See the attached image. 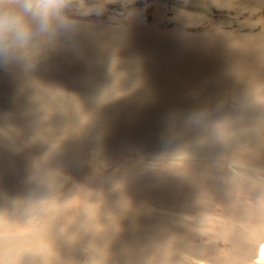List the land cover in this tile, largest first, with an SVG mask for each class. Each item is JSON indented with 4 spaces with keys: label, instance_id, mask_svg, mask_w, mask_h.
I'll return each mask as SVG.
<instances>
[{
    "label": "rangeland",
    "instance_id": "obj_1",
    "mask_svg": "<svg viewBox=\"0 0 264 264\" xmlns=\"http://www.w3.org/2000/svg\"><path fill=\"white\" fill-rule=\"evenodd\" d=\"M5 14L27 35L0 28V264H116L93 237L132 208L205 249L152 257L264 264V219L245 222L264 218V0H53L47 17L0 0Z\"/></svg>",
    "mask_w": 264,
    "mask_h": 264
},
{
    "label": "bare ground",
    "instance_id": "obj_2",
    "mask_svg": "<svg viewBox=\"0 0 264 264\" xmlns=\"http://www.w3.org/2000/svg\"><path fill=\"white\" fill-rule=\"evenodd\" d=\"M207 195L216 197V193L214 192L207 193ZM171 201L176 200L172 199ZM171 209L175 208L172 207ZM103 216L108 218H114L115 222L113 225V229H120L121 232L118 234L114 233L110 236L103 234L100 237H93V239L95 240V242L93 243L95 244L92 245V251L97 253L102 258V260L104 259V254H110L116 258V264H193L192 260H189L186 257L183 258L178 253L163 254L159 257L152 256L156 253V251H159L162 248L167 249L170 246L174 250L178 248L186 249L194 255H198L205 250L204 248L200 249L196 247H182L181 245L184 244L185 240L196 238V233L192 230V227L189 225H180L177 223L168 222L166 218L160 214L159 211H150L148 209L139 210L136 208H132L127 209V211L126 209H124L122 212L112 216ZM139 218L145 219V234L147 236H156L151 242H149L145 246H142L139 242L141 233L138 237L136 236ZM246 219L247 220L245 222L252 220H263L264 218L260 215L254 216L252 214H248L246 216ZM261 222L262 221L259 222L260 225ZM155 229L158 230L156 231ZM130 232L132 235H130ZM233 234L239 236L240 238H244V235L239 233L237 229L234 230ZM131 236L133 237V239H130ZM107 237H113L114 239L106 240ZM160 237L163 238V241L161 242L159 241ZM110 240H115L116 242L119 240V242L116 245L114 243H110ZM122 241H126V245H122L120 243ZM121 251H125V253H127V256L129 255V261L127 263L122 260ZM260 257L264 260V244H262V246L260 247ZM130 260L136 261L131 262ZM18 261L20 262L23 260L19 259ZM20 264L28 263L20 262Z\"/></svg>",
    "mask_w": 264,
    "mask_h": 264
},
{
    "label": "clouds",
    "instance_id": "obj_3",
    "mask_svg": "<svg viewBox=\"0 0 264 264\" xmlns=\"http://www.w3.org/2000/svg\"><path fill=\"white\" fill-rule=\"evenodd\" d=\"M52 3L53 0H23V10L26 13L47 17L48 9ZM0 28L14 31L20 39L27 35L22 19L18 15L5 14L0 16Z\"/></svg>",
    "mask_w": 264,
    "mask_h": 264
}]
</instances>
